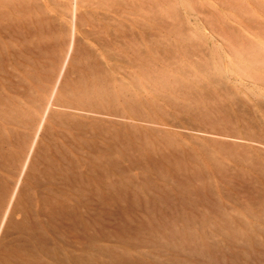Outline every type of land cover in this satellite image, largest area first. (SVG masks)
I'll return each mask as SVG.
<instances>
[{
    "label": "rangeland",
    "instance_id": "374dc122",
    "mask_svg": "<svg viewBox=\"0 0 264 264\" xmlns=\"http://www.w3.org/2000/svg\"><path fill=\"white\" fill-rule=\"evenodd\" d=\"M15 1L26 4L20 16L11 15L24 20L28 41L8 40L22 55L12 57L13 67L3 49L12 79L2 91L23 114L37 115L34 125L17 127L27 135L17 149L22 157L52 99L36 146L47 131L59 132L57 142L84 179L97 178L91 170L101 161L105 180L130 182L140 205L150 210L158 200L152 188L171 191L170 206L160 202L167 207L164 213L140 210L125 216L130 228L143 224L145 232L134 239L126 232L121 234L125 241L118 239L121 218L115 216L112 237L101 246L172 264L176 255L165 248V240L160 239L162 247L140 243L153 240L157 227L168 225L167 216L175 218L176 229L203 232L223 246L224 232L210 222L220 225L226 215L236 223L259 224L256 216L264 212V0H78L76 18L74 0ZM75 86L87 88L86 93H76ZM5 127L7 138L13 126ZM19 169L20 164L12 172L0 169L11 180L9 192ZM180 184L193 194L179 196ZM258 239L264 241V234Z\"/></svg>",
    "mask_w": 264,
    "mask_h": 264
},
{
    "label": "bare ground",
    "instance_id": "6f19581e",
    "mask_svg": "<svg viewBox=\"0 0 264 264\" xmlns=\"http://www.w3.org/2000/svg\"><path fill=\"white\" fill-rule=\"evenodd\" d=\"M77 3L78 0H74V18ZM25 7L26 4L15 0H0V169L11 171L20 164L17 180L10 192L11 180L7 181L0 174V264H161L158 256L139 255L134 258L125 249L117 252L100 243L111 239L109 225L115 216L121 218L118 239L125 241L121 234L126 232L131 234L132 239L139 232H145L143 224L137 230L130 228L131 221L126 220L125 216L140 210L164 213L165 207L172 202L169 189L152 188L158 200L155 210H150L146 205H140L138 190L130 182L105 180L108 174L101 161H96L91 170L97 173V178L84 179L77 172V162L57 142L59 132L47 131L44 143L36 146L48 110L53 106L52 99L41 117L27 153L22 157V152L17 150L27 138L17 127L34 125L37 115L23 114L16 106V100L3 94L6 81L12 79L3 49H7L11 58L9 65L15 66L14 59L22 55L19 47L13 45L14 40L27 42L28 39L22 29L24 20L16 15L13 18L11 13L20 16ZM23 28L26 29V26ZM8 40L14 41L13 44ZM10 88L11 92L17 93V88ZM72 89L78 94L87 91L83 86ZM55 118L57 121L71 120L68 117ZM8 125L13 128L6 138L5 126ZM74 126H77L75 122L72 123ZM152 168L158 169L160 165L152 164ZM176 191L184 198L193 194L183 184L177 186ZM181 197L180 201L185 202ZM224 216L220 225L215 222L209 224L214 230L224 232V246L203 232L176 229L175 218L172 220L169 216L165 217L168 225L158 226L153 240H141L140 243H153L160 247V239L165 240L164 246L168 251L186 257L180 260L174 256L172 264H264V241L258 239L260 233L264 234V212L256 216L260 224L257 226L236 223ZM183 218L181 221H184ZM185 221L188 225L195 224L193 220ZM185 251L199 257L201 262L186 256ZM102 257L109 261L105 262Z\"/></svg>",
    "mask_w": 264,
    "mask_h": 264
}]
</instances>
